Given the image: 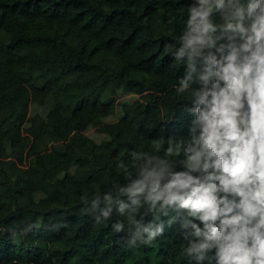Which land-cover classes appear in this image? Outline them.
I'll use <instances>...</instances> for the list:
<instances>
[{
	"label": "trees",
	"instance_id": "trees-1",
	"mask_svg": "<svg viewBox=\"0 0 264 264\" xmlns=\"http://www.w3.org/2000/svg\"><path fill=\"white\" fill-rule=\"evenodd\" d=\"M193 2L0 0V264H196L180 253L178 225L129 247L126 218L114 211L97 224L100 210L81 199L126 184L118 165L131 167V151L149 150L161 135L187 137L191 101L176 93L186 64L174 54ZM118 90L140 98L119 104ZM32 102L50 107L46 118L28 117ZM118 105L121 119L105 124ZM88 108L90 125L108 140L76 130L56 137L59 121L78 123ZM126 121L147 138L123 150ZM117 220L125 223L119 233Z\"/></svg>",
	"mask_w": 264,
	"mask_h": 264
},
{
	"label": "clouds",
	"instance_id": "clouds-1",
	"mask_svg": "<svg viewBox=\"0 0 264 264\" xmlns=\"http://www.w3.org/2000/svg\"><path fill=\"white\" fill-rule=\"evenodd\" d=\"M178 43L187 137L131 151V167L118 165L126 184L81 199L100 210L97 224L124 216L129 247L178 225L180 253L196 264H264V0H194Z\"/></svg>",
	"mask_w": 264,
	"mask_h": 264
},
{
	"label": "rangeland",
	"instance_id": "rangeland-1",
	"mask_svg": "<svg viewBox=\"0 0 264 264\" xmlns=\"http://www.w3.org/2000/svg\"><path fill=\"white\" fill-rule=\"evenodd\" d=\"M104 80L103 76H98L96 77L95 81L100 83ZM51 88H52V92L54 95H58L60 93L58 84L55 82H50L49 83ZM114 97L116 98L117 103H126V102H132L134 100H137L140 98V96L132 94L128 91L125 90H118L116 92V94L114 95ZM50 111V107L49 106H40L37 103L32 102L30 104V108L28 111V117H32L36 114H40L43 117L46 118V116L48 115ZM90 111V109H85L84 111H81L77 116H78V123H73V122H68L65 120L59 121L58 122V126H57V131H56V137L58 139H63V137L65 136V134L68 131H72V130H76V131H80L82 133H84L85 135H87L88 137H90L92 140H94L96 143H102L106 140L109 139V136L107 134L101 133L100 131H98V129L96 127H92L86 117V113ZM123 116V111L121 106H117L115 114L111 115L109 117H106L104 119V123L105 124H112V123H116L118 122L121 117ZM126 126H127V130L128 133L130 134V136H121L119 138L120 144H121V148L123 150H126L127 148H129V146L131 145V140H136L138 142L144 141L146 140L147 136L144 132L138 130L135 125L129 121H126ZM57 164L61 167H63L64 169L70 170L71 171V167L67 161L66 158H64L63 156H59L57 159ZM46 173L49 172V168L47 166H43L42 168ZM72 259H70L71 261Z\"/></svg>",
	"mask_w": 264,
	"mask_h": 264
}]
</instances>
